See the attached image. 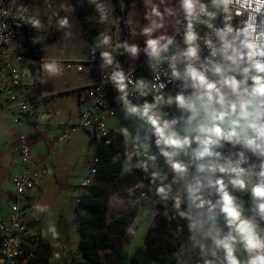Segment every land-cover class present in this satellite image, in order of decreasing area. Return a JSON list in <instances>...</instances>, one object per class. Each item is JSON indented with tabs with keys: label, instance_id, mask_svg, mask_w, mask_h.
I'll return each mask as SVG.
<instances>
[{
	"label": "clouds",
	"instance_id": "obj_1",
	"mask_svg": "<svg viewBox=\"0 0 264 264\" xmlns=\"http://www.w3.org/2000/svg\"><path fill=\"white\" fill-rule=\"evenodd\" d=\"M88 2L101 23L109 21L106 4ZM144 6L148 23L139 33L144 47L127 41L116 47L133 59L143 52L156 82L134 81L133 69L126 72L111 51L99 52L101 70L111 69L102 82L112 84L125 118L132 121L122 129V174L132 167L141 170L153 186L141 197L162 204L166 217L184 221V247L196 264H264V0H178V8L167 0H144ZM63 7L75 11L71 4ZM180 12L183 20L177 18ZM218 18L222 27L215 24ZM30 22L40 26L37 19ZM57 24L69 28V18ZM181 24L183 48L175 35L161 31L172 26L179 34ZM199 26L206 28L203 35ZM106 47H112V37L100 33L92 56ZM42 72L55 77L62 66L52 59L42 64ZM161 75L180 82L175 95L165 96ZM132 95L143 102L134 103ZM149 95L151 100L144 99ZM173 105L180 114L169 118L163 109ZM237 191L250 194L251 215Z\"/></svg>",
	"mask_w": 264,
	"mask_h": 264
},
{
	"label": "crops",
	"instance_id": "obj_2",
	"mask_svg": "<svg viewBox=\"0 0 264 264\" xmlns=\"http://www.w3.org/2000/svg\"><path fill=\"white\" fill-rule=\"evenodd\" d=\"M154 2L158 3L159 0H154ZM167 2L169 6L178 8V0H167ZM205 2H207V0H205ZM75 8L77 13L76 15L77 22L79 23L80 28L82 29L83 32V29L86 28V26H83L82 24L80 17V9L77 8L76 6ZM135 9H139V10L134 12ZM162 10H163V6H162ZM145 11L146 9L144 6V0H136L135 4L130 8L128 12L129 24L132 32L130 44L135 43V37L137 36L138 31H140L143 28V26H145L148 23V21L144 19ZM66 13H68V11H66ZM58 15H61L62 17L63 15H65V13L61 12L58 13ZM58 15L54 17L52 16L53 17L52 27L50 30L47 29L48 31L45 30L50 36V42L44 58L42 59V61H38L41 69H42V64L46 62L47 54L50 53V51H52L53 53V50H51V45L52 47L54 46L53 43V33L55 31L54 23L59 19ZM177 18L183 20V13L180 12ZM168 19H172V18L169 17ZM182 26L183 24L180 25V28ZM202 29L204 28H200V30L199 28H197V30L200 31V33H204L206 29H204L205 31H203ZM174 33L175 30L172 27L168 35H174ZM144 41H145V37L140 35L139 41L135 44L139 45L142 49L144 47ZM84 43L86 47L90 50L94 45L91 42V39L89 40L86 39V42ZM117 52H118V47H116L115 45V50L112 51V54L116 55ZM91 57L93 56L90 51V55L88 59H84V60L75 59V61L77 60L85 63L84 72L87 77L85 82L86 84H93L97 82L99 77V69L96 63L90 61ZM52 58L56 59V57H52ZM146 59L147 56L143 52L140 53L138 59H133L129 55H127V58L123 65V69L126 72L129 71L130 69H133L132 72H134L136 68L140 66L142 67L143 62ZM56 61L61 65L60 63L61 61L58 60ZM64 70L69 71L71 73V76H68L67 79L62 74L54 79H51L50 77L47 76V74L42 72L43 83L40 91V100L33 105L31 111L28 114H26L23 118H21L19 122L15 121L13 112L11 110H3L0 112V216L6 215L9 211L10 204L17 201L22 208L23 219L28 225L30 232L33 236L32 242H34L35 244L44 243L49 245L50 241L49 239L46 238L45 232L49 230L51 233H53L50 229L53 228L55 229L56 225L61 226L63 224H66L68 223L66 221L71 220L74 217L75 218L73 219V222L78 223L76 218L77 204L75 200L77 197H81L86 192V189L80 187V183L86 178V176L83 178L81 175H77V173H71L67 177L66 185L68 188L66 191H64V193L57 192L56 194H54L52 192V187H55V185L58 186L57 187L58 190L60 188V182L58 179L60 178V175H58L57 172L62 171L63 164L59 162V160L57 159L59 152H56V150L61 146L56 149L51 148L48 143V138L50 136L60 135L62 132H64L67 129V125H65L64 121L61 120V118L63 119V117L58 118L57 121L49 117L47 123L39 122L45 113V107H48L50 105H55L54 103H59L60 105H62L63 109L66 108V106H69L68 109H66L63 112V115L68 114V116H66L67 118L71 119V117L73 116L71 110L73 109V111L77 115V118L80 119V111L84 107L83 103L85 101V97L81 94L79 90L80 86L77 82L79 75L73 68L68 67V69H65L62 66V72ZM139 78L144 79L142 75H140ZM178 91L179 89L177 87H173L165 91L164 94L165 96H167L168 93L175 95L176 92ZM53 95L55 97L50 99L47 98ZM113 108L115 110V115L107 119L108 127H110L109 128L110 130L117 132L118 134L124 137V135L122 134V129L124 127H127L126 118L119 104H115ZM163 110L168 114L169 118L173 116H178L180 114L174 105L171 107L166 106ZM55 112L56 115L60 113L57 109L55 110ZM22 135L26 136L25 141H21L20 137ZM69 141L70 139L67 142L69 143ZM23 144L29 147L30 155L33 162L44 163L46 171L40 174L39 178L35 182V186L27 195L17 198L15 194V188L12 183V179L14 176L22 174L25 171L29 170L28 166H25L22 163H20L15 152ZM67 149H71V146H68ZM253 160H255V158H253ZM135 162H136L135 159H133L132 164L134 165ZM162 163L163 161H161V164ZM86 171L87 169L85 170V172ZM134 171H139V169L132 167L131 172ZM142 181L148 183L149 179L145 178L144 176L142 178ZM137 185L138 184H136L135 187L131 185L129 190L136 191V189L139 188V186ZM143 187H145L148 191V189L153 186L151 185V183H149ZM46 189L50 192L48 193V195L50 196L42 201V197ZM120 192L121 190L117 191L115 194H118ZM126 193H130V192H126ZM234 195H236L238 199L244 202L245 214L251 215V212L249 211V209L251 208L250 194L241 193L237 191L234 192ZM133 197H134L133 202L138 203L139 201H141L140 198H135V196ZM124 202L125 201L119 200L117 208L114 209V212H112V214H111L112 211L111 207L109 208V216H108L109 219H112L116 217L118 214L123 213L120 210L122 205H124L123 207L124 209H127L129 207V204L126 203L125 205ZM38 205L40 207H37ZM81 216L85 217L87 216V213L82 212ZM220 222L221 224H223L222 218ZM261 226L264 227V222H261ZM183 230H184L183 242L179 251L177 252V260L175 264H196V257H194L184 247V245L187 243V236H188L186 226L183 227ZM62 244L63 247H65L64 243ZM79 258L81 257L79 256ZM74 262L75 261H72L71 264H73Z\"/></svg>",
	"mask_w": 264,
	"mask_h": 264
},
{
	"label": "built area",
	"instance_id": "obj_3",
	"mask_svg": "<svg viewBox=\"0 0 264 264\" xmlns=\"http://www.w3.org/2000/svg\"><path fill=\"white\" fill-rule=\"evenodd\" d=\"M241 18H236L233 22H238ZM25 14V9H17L10 0H0V25L7 24V29L0 28V112L3 110H11L16 122H19L26 114L31 111L35 103L40 100V91L42 88V69L38 65V61L27 58L19 53L26 42V31L24 25L32 24ZM52 17H47L44 23L38 27L41 30H47L52 25ZM216 26L222 27V18L215 21ZM198 28H204L199 26ZM183 26L179 34L174 33L178 45L183 48ZM206 29V28H204ZM203 35V33H201ZM97 36L91 37V42H96ZM173 49L176 47L174 44ZM104 49H98L95 56L91 57V62L96 63L99 69V77L97 82L93 84H86V75L84 72V62L68 61L66 66L73 68L78 73L77 82L80 86L79 90L85 97L83 103L84 107L80 111V121L73 124L57 136H50L48 143L51 148H58L66 143L75 133L80 130L94 136L101 142L110 143V129L107 124L108 116L113 117L115 110L113 106L119 104L117 96L114 95L112 99L108 100L110 91L115 90L112 84H104V76L107 75L111 69L101 70L100 65L102 61L98 56L99 52ZM207 55V50L203 52ZM148 59V58H147ZM147 59L143 62L142 67L146 70L147 81L155 83L154 75L148 66ZM164 70L167 71L165 64ZM30 73V75H29ZM132 79L135 81L136 75L132 72ZM161 81L166 84L164 90L167 91L173 87H178L180 82L170 83L167 78L161 75ZM132 86L130 85V88ZM151 95L144 99L150 100ZM134 103H142L143 98L138 95L130 96ZM25 135L20 137L21 141H25ZM155 152L156 149L153 148ZM17 158L20 163L29 167V170L22 174L16 175L12 179L17 198L27 195L35 186L36 180L40 174L46 171L45 165L42 162H33L30 149L23 144L16 151ZM254 161V160H253ZM97 159L94 158L88 164V177L81 183L80 187L86 189L92 185L96 175ZM88 181V183H85ZM23 189V190H21ZM146 193L147 192H143ZM76 204L80 202V197L75 200ZM180 232L181 227L177 228ZM32 234L26 222L23 219L22 208L17 201L9 206V211L6 215L0 216V264H26L28 257H26L27 246L32 241Z\"/></svg>",
	"mask_w": 264,
	"mask_h": 264
},
{
	"label": "trees",
	"instance_id": "obj_4",
	"mask_svg": "<svg viewBox=\"0 0 264 264\" xmlns=\"http://www.w3.org/2000/svg\"><path fill=\"white\" fill-rule=\"evenodd\" d=\"M110 1L114 3L118 24L123 30L118 43L127 41L130 44L132 32L128 12L136 0H100L108 6V10ZM76 4L81 6L83 13L89 10L96 11L95 5L90 4L88 0H76ZM109 14V21L104 23L100 22L99 14L101 25L116 24L110 10ZM81 21L83 26L87 25L83 14ZM236 23L233 22V24ZM24 29L26 42L19 53L32 60L42 61L50 42V36L46 31L34 27L33 24L24 25ZM127 55L125 50L119 47L114 55L122 68ZM98 56L100 57L99 54ZM134 73L137 79H140L139 76L142 75L147 81L148 76L143 67L136 68ZM116 93V90L110 91L108 100L112 99ZM53 97L55 96L47 98ZM109 136L111 138L109 144L101 141L97 143L94 182L86 188V192L76 205L81 258L73 264H175L177 252L183 242L184 221L166 217L162 204H154L157 209L156 216L149 228L144 246L134 254H128L123 249L124 243L130 242L133 238L129 225L133 220L135 209L109 219L110 198L121 186L138 184L145 175L141 170L122 174L126 157L124 137L112 130ZM126 175L130 176L129 179H126ZM132 176L138 177L132 179ZM149 189L147 194H150ZM82 212H86L87 216H81ZM178 227L182 228L180 232ZM26 257H28L26 264H49L51 251L47 244H35L31 241L27 246Z\"/></svg>",
	"mask_w": 264,
	"mask_h": 264
},
{
	"label": "rangeland",
	"instance_id": "obj_5",
	"mask_svg": "<svg viewBox=\"0 0 264 264\" xmlns=\"http://www.w3.org/2000/svg\"><path fill=\"white\" fill-rule=\"evenodd\" d=\"M10 1L17 9H26L25 14L32 20H39L40 24L44 23V20L47 17H54L61 12L65 13V15L63 16H67L69 18L70 27L61 29L59 28L57 21H55V31L53 33L54 46L52 47L51 45V50H53V53L52 51H50V53H48L46 56V62L51 61L53 59L52 57H56L55 60L61 61V66H63V68L65 69H68V66H66V63L68 61H75V59L84 60L89 58L90 49H88L84 43L86 42V39L89 40L94 35L98 37L100 33L109 35L112 37V47H106V50L112 52L113 50H115V45L118 44V39L123 33L122 28L118 24L115 6L112 1H110L109 3V10L111 12L112 19L116 20V24H109L106 26H103L99 23V14L95 10L84 11L83 13L81 6L76 4V0ZM68 4H71L74 8L76 6L80 9V17L82 16V14L84 15L87 25L86 28L83 29V32L80 28L79 23L77 22L76 8L74 12L66 13L65 8L63 6ZM138 10L139 9H135L134 12ZM58 17L60 18L61 15H58ZM171 21L172 19H168L169 24L171 23ZM51 27L52 25L50 26V28H48V30H50ZM171 28L172 26H169L165 29H162L161 31L168 34ZM202 30L205 31L204 29ZM139 33L140 31H138L137 36L135 37V43L139 41ZM38 65H40L39 62ZM62 75L67 79L68 76H71V73L69 71L64 70L62 72ZM56 77L57 76L50 78L54 79ZM54 104L55 105L45 107V113L40 119V123H47L49 117L55 119V121H57L58 118L63 117V119L61 118V120L64 121V124L67 125V127L76 124L80 121V119L77 118V115L75 114L73 109L71 110L73 113L71 119L66 117L68 116V114L63 115V112L68 109L69 106H66V108L63 109L62 105H60L59 103ZM56 109L60 112L58 115H56ZM104 115L107 119L111 117L108 116L106 112H104ZM126 125L127 127H131L132 121L126 119ZM98 142H100V140L97 139L94 134L89 135L87 132L80 130L70 138L69 143L67 142L68 144L64 143L60 148L56 150V152H59L57 159L63 164V169L61 172H57V174L60 175V178H58L60 182V188L58 190L57 185H55V187H52V192L54 194H56L57 192L64 193V191L67 190V177L71 173H77V175H81L83 178L85 176L88 177L89 173L87 174L88 169L86 166H88V164L92 162L95 158V152ZM68 146H71V149H67ZM86 169L87 171L85 172ZM129 177L130 176L126 175V179H129ZM137 177L138 176H132V179H136ZM149 183L150 181H148V183H145L142 180L139 181L137 185L139 186V188L136 189V191L129 190L131 185L135 187L136 184H131L130 186H121L118 190H121V192L118 194H115V192V195L110 198L111 200L109 202V208L111 207V214L112 212H114V209L117 208L119 200L125 201V205L126 203L129 204V207L127 209L123 208L124 205L121 206L120 210L122 212L133 211L135 209L133 212V220L129 225V228L133 233V238L130 242L124 243L123 247V249L128 254H134L141 247L144 246L149 228L156 216L157 209L155 208L152 200L141 197V193L147 192V189L143 186H146ZM48 193L50 192L46 189L42 197V201L50 196L48 195ZM133 196H135V198H140L141 201H139L138 203L133 202ZM73 219L66 221L68 223L63 224L61 226L56 225L55 232L58 234L56 236H54L53 233H51L49 230L45 232L46 238L50 241V244L48 245L51 251L49 264H71L72 261H77V259H80L78 231L79 224L74 223ZM62 243H64L65 247H63Z\"/></svg>",
	"mask_w": 264,
	"mask_h": 264
}]
</instances>
